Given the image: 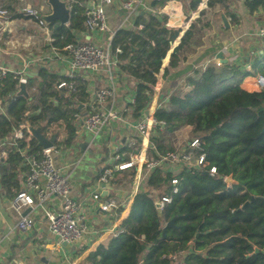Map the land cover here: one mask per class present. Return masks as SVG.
I'll return each mask as SVG.
<instances>
[{
  "label": "trees",
  "instance_id": "obj_1",
  "mask_svg": "<svg viewBox=\"0 0 264 264\" xmlns=\"http://www.w3.org/2000/svg\"><path fill=\"white\" fill-rule=\"evenodd\" d=\"M201 1L192 0L191 9ZM166 2L155 1L154 8H162ZM218 5L227 8L228 0L208 1L209 10ZM85 12V6L76 2L69 28L50 24L58 48L79 43L74 32L87 29ZM205 15L203 11L174 49L164 81L211 27ZM180 33L179 28L166 27L159 16L140 13L133 30L122 29L114 35L111 56L117 61L118 73L138 80L135 101L130 105L133 121L142 119L149 109L162 62ZM260 73L264 76V69ZM248 76L233 64H211L207 70H196L171 92L163 89L154 118L164 125L150 138V157L156 160L176 151L170 144L171 135L191 127V138L201 141L197 155L204 154L206 164L192 171L183 165L177 170L163 164L153 171L144 166L129 216L108 246H99L81 264H264V90L250 93L242 89ZM38 78L42 89L39 95L31 94V99H37L32 108L29 98L19 94L20 84L12 76L3 81L0 93L3 106H7L6 114L0 115V144L5 143L7 154L0 164V188L12 198L22 191L29 173L22 151L42 150L34 139L29 145L21 140L10 144L15 132L21 125L44 128L51 120H63L74 135L75 115L80 114V104L90 99L89 86L82 77L75 79L79 82L75 93L58 89L62 81H70L67 76L41 69ZM27 86L32 89L31 78ZM119 164L121 161H115L109 167V183L131 187L136 167L119 170ZM212 168L216 169L214 175ZM103 174L104 170L99 179ZM229 176L236 184L225 182ZM174 180L179 181L177 194ZM163 198L172 201L160 210ZM174 219L173 226L167 227Z\"/></svg>",
  "mask_w": 264,
  "mask_h": 264
},
{
  "label": "crops",
  "instance_id": "obj_2",
  "mask_svg": "<svg viewBox=\"0 0 264 264\" xmlns=\"http://www.w3.org/2000/svg\"><path fill=\"white\" fill-rule=\"evenodd\" d=\"M208 1L202 0L199 6L192 10V0H167L162 8H154L155 0H141L136 10L128 13L122 7L123 0H111L110 3L107 0H77L76 2L85 6L86 9L102 6L108 17L109 31L103 34L92 32L87 28L82 32H74L75 42L103 45L100 47L106 49L119 30H133L136 17L140 13H148L159 16L168 28L181 29L178 39L173 42L178 46L184 34L205 11L204 20L211 27L198 40L201 44L198 45L197 42V45L192 47L194 51L187 55L177 68L171 69L169 77L164 81L163 75L169 67L172 55L170 54L173 49L171 46L168 53L170 56L167 55L162 62L151 105L142 119L154 118L161 104L165 87L171 92L206 64L218 66L217 63L221 65L229 63L239 67L242 72L250 74L244 79L241 88L250 93L259 92L256 77L261 73L254 75L253 72L256 69L253 66L256 62L258 67L261 62L264 64V44L257 35L258 30L264 28V0H228L227 8L218 5L210 10ZM257 1L259 4L256 3ZM1 4L8 11V16L0 19V65L9 70L23 72L29 80L31 78L33 87L30 89L27 86V98L32 108L37 104V99H31V94L39 95V90L42 89L41 79L38 78L40 70L47 69L57 76H67L72 72L71 57L64 51L65 46L57 47V39L53 36L50 24H48L49 32H46L37 22L24 15L25 8L38 9L43 19L51 15L52 8L47 0H1ZM74 4L68 5L69 8L71 6V16ZM223 17L227 19V23L224 22ZM53 24L69 28L71 18L70 22L64 26L58 21ZM219 54H223L225 62L217 59ZM115 62L113 81L108 67L81 77L89 86L91 100L95 98L99 90L107 89L112 83L114 84L116 96L106 102L98 103L96 108L101 113H117L119 119L112 120L109 125L101 127L95 134L86 132L82 135V131L75 126L76 133L73 135L69 125L63 121L64 127L59 138L61 141H58L55 147V153H60L56 158L57 166L70 179L72 197L80 205L79 218L86 227L83 239L76 243H64L51 233L46 212L60 211L59 198L51 197L42 207L26 208L19 215L11 207L15 197L6 195L0 188V235L3 239L0 246V264H45L47 262L81 264L99 246H108L121 223L129 216L143 176L144 166L140 164L141 157L147 156L148 159L152 157L149 153L150 140L146 142L135 129V125L142 119L132 120L130 105L135 101L138 80L126 73L119 74L117 61ZM37 66L38 69H36ZM260 69H264V66ZM18 91L20 92V88ZM2 103L0 99V115H5L7 106H3ZM92 109L90 100L88 102L86 100L79 106V115L85 117L93 113ZM26 125L29 128L30 125ZM47 126L45 125L44 128ZM104 130L107 131L106 134L99 138ZM88 135L93 137L86 143ZM190 135L191 127H184L171 135V146L174 150L187 148L192 140ZM76 138L81 140L84 147L78 146L75 153H72V143ZM99 139L102 145L95 146ZM12 142L13 140L9 143L12 144ZM0 146L5 152L3 150L5 143ZM57 146L60 147L57 148ZM90 152L91 158L85 163L84 159ZM117 155L121 156L119 161L122 164L134 162L132 167H136L135 178L139 179L136 187V180L131 187L113 182L99 184L101 172L115 163ZM4 160L6 159H2L0 164ZM24 162L26 165V160ZM120 177L121 175L118 176ZM25 180L21 186L22 190L25 188ZM40 184L44 186L45 181L41 179ZM30 194L37 198L34 192ZM95 195H99L100 199H95ZM109 199L116 202V208L105 212L100 206ZM120 208H122L121 212ZM21 217H32L35 221L33 229L25 233L19 232L16 225Z\"/></svg>",
  "mask_w": 264,
  "mask_h": 264
},
{
  "label": "built area",
  "instance_id": "obj_3",
  "mask_svg": "<svg viewBox=\"0 0 264 264\" xmlns=\"http://www.w3.org/2000/svg\"><path fill=\"white\" fill-rule=\"evenodd\" d=\"M68 5L76 3L77 0H62ZM141 0H123L122 7L128 13H133ZM163 1V0H155ZM108 3L111 0H107ZM71 9V6H70ZM24 15L37 22L39 27L46 32H49V25L41 17L40 12L36 8H25ZM8 16V11L4 9L0 0V19ZM86 27L96 33H106L109 31L108 17L102 6L93 8H87L85 12ZM257 35L261 38L264 44V28L258 30ZM54 41L53 39H50ZM111 45L112 39L108 44L107 48H102L93 44L85 43H67L64 47V51L71 57L72 72L67 75L70 81H62L58 85V89H65L70 93L78 91V81L75 79L85 75L97 72L102 68L108 67L110 72L111 80L115 76L113 67L116 66L115 60L111 56ZM118 53L121 51L118 49ZM221 66V63H217ZM112 68V69H111ZM208 64L203 66V70H207ZM12 76L13 79L18 80L19 84H28L29 78L20 71L9 70L0 65V93L3 88V81L8 77ZM256 86L258 91L264 90V76L259 74L256 77ZM116 96L115 86L112 83L107 89L99 90L95 98L90 100L93 113L82 117L79 114L75 115L76 121H80V130L87 131L88 133H97L99 129L105 125H109L112 120L119 119L117 113H101L97 110L98 103L106 102L109 99H113ZM95 106V107H94ZM164 122H157L155 118H145L139 121L135 125V129L142 135L146 142H149L151 136L159 126H163ZM64 122L63 120H51L46 128L43 129V133L47 138H50L53 134H58L57 144L61 132L63 131ZM24 141L27 145L32 140V135L27 125H21V128L15 132L13 142L16 144L17 141ZM201 141L199 139H192L187 148L183 150H176L169 152L160 159H148L147 156L143 159V166H146L148 171H153L157 167L163 164H168L172 168L176 169L179 165L187 166L191 171L197 168V166H205L206 160L205 155L201 154L198 157L200 151ZM0 146V150H1ZM56 147V146H55ZM55 147L53 149H42L39 153H30L28 148L25 149L23 155L29 166V173L25 180V188L17 194L12 200L11 207L19 215L23 213L26 208H40L42 207L51 197H57L60 199V211L58 213L46 212V217L49 222V229L51 233L56 236L61 242L64 243H76L83 239L86 231L85 225H83L79 218L80 205L72 197L71 189L72 184L68 177H66L60 168L55 164L53 153L56 152ZM7 154L2 152L0 155V161L6 159ZM121 160V156H115V161ZM134 160V159H133ZM134 165V162L121 163L117 166L119 170L130 168ZM178 169V168H177ZM212 175L216 174V169L212 168ZM112 176V170L107 168L104 170V174L99 179V184L104 185L109 183V179ZM45 181V185L40 184V180ZM179 184L178 180L173 181L174 194L179 192L177 188ZM100 185V186H101ZM30 192H34L37 196L35 199ZM95 199L99 200L100 196L95 195ZM172 199L163 198L159 205V209L162 210L166 203H170ZM101 210L110 212L116 208V202L114 200H107L101 203ZM35 221L32 217H21L17 222L16 229L19 232L25 233L33 229ZM2 237L0 235V246L2 244ZM173 260H177L176 256L172 257Z\"/></svg>",
  "mask_w": 264,
  "mask_h": 264
},
{
  "label": "water",
  "instance_id": "obj_4",
  "mask_svg": "<svg viewBox=\"0 0 264 264\" xmlns=\"http://www.w3.org/2000/svg\"><path fill=\"white\" fill-rule=\"evenodd\" d=\"M47 1L52 8V14L47 16V17H44L45 22L47 24H52V23L58 21V22H60V24L62 26L68 24L70 22V18H71V9L68 7V4L62 0H47ZM223 18H224V22L227 23V19L225 17H223ZM171 46L173 49L170 52V54L173 53L177 44L171 43ZM170 54H168V57L170 56ZM217 59H219L222 62H225L223 54H219ZM19 94L25 95L28 97L27 85H24V84L20 85ZM29 131H30L33 139L37 142V144L40 148L45 149V150L46 149H53L57 145L58 134H53L50 138H47L45 136V134L43 133V129L41 127H32V126H29ZM92 137L93 136L88 135L86 137V143L89 142L90 139H92ZM225 182L229 186L236 184V181L233 179L232 176H229L228 178H226ZM174 221H175V219L172 220L171 222H169L167 227H172L174 224ZM164 233H165V230H164ZM256 251L258 252L259 250H256ZM45 264H58V263L47 262Z\"/></svg>",
  "mask_w": 264,
  "mask_h": 264
},
{
  "label": "rangeland",
  "instance_id": "obj_5",
  "mask_svg": "<svg viewBox=\"0 0 264 264\" xmlns=\"http://www.w3.org/2000/svg\"><path fill=\"white\" fill-rule=\"evenodd\" d=\"M107 33V32H106ZM104 34V33H103ZM201 44V42H198V45H200ZM93 45H96V46H99L98 44H93ZM100 46H103V45H100ZM263 66H264V64L261 62L260 64H259V67L257 66V68H256V71H254L253 72V74L255 75L256 73H258V72H260V68H263ZM36 69H38V66L36 67ZM73 125L75 126V128H77L78 130L80 129V127H81V124H80V121H74L73 122ZM87 131H85V130H83L82 132H81V135H82V133H86ZM106 130H104L102 133H100V136H99V138H101V137H103V135L104 134H106ZM180 141H182V139L180 138ZM102 144H101V142H100V139L96 142V144H95V146H101ZM78 146L79 147H84V145L83 144H81V140L80 139H78V138H76V139H74L73 140V143H72V147H71V151H72V153H75V151H76V148H78ZM60 146H57V148H59ZM86 149H84V151H85ZM60 154V153H59ZM58 153L56 154V153H53V158H54V161H55V164H56V166H57V163H56V158L58 157V155H59ZM91 152L90 153H88L87 154V156H86V158L84 159V161H85V163L91 158ZM143 157H141V162H140V164H142L143 163ZM58 167V166H57ZM135 180H136V178H135ZM138 181H139V179H138ZM136 187V186H135Z\"/></svg>",
  "mask_w": 264,
  "mask_h": 264
},
{
  "label": "bare ground",
  "instance_id": "obj_6",
  "mask_svg": "<svg viewBox=\"0 0 264 264\" xmlns=\"http://www.w3.org/2000/svg\"><path fill=\"white\" fill-rule=\"evenodd\" d=\"M137 186V185H136Z\"/></svg>",
  "mask_w": 264,
  "mask_h": 264
}]
</instances>
